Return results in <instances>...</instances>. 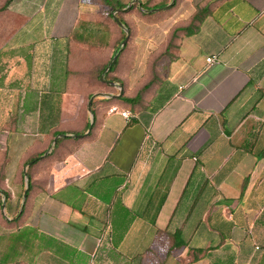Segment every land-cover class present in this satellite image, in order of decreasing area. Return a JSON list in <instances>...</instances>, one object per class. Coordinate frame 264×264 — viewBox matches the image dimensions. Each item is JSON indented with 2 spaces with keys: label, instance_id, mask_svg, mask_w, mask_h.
<instances>
[{
  "label": "crops",
  "instance_id": "1",
  "mask_svg": "<svg viewBox=\"0 0 264 264\" xmlns=\"http://www.w3.org/2000/svg\"><path fill=\"white\" fill-rule=\"evenodd\" d=\"M0 264H264V0H0Z\"/></svg>",
  "mask_w": 264,
  "mask_h": 264
},
{
  "label": "built area",
  "instance_id": "2",
  "mask_svg": "<svg viewBox=\"0 0 264 264\" xmlns=\"http://www.w3.org/2000/svg\"><path fill=\"white\" fill-rule=\"evenodd\" d=\"M207 61L208 62H214V58H208ZM122 115L124 117H126L127 119H129V117H130V114L128 112H123Z\"/></svg>",
  "mask_w": 264,
  "mask_h": 264
},
{
  "label": "water",
  "instance_id": "3",
  "mask_svg": "<svg viewBox=\"0 0 264 264\" xmlns=\"http://www.w3.org/2000/svg\"><path fill=\"white\" fill-rule=\"evenodd\" d=\"M119 24H121V23L119 22ZM126 42H127V39H125V40L123 41V45L126 44ZM116 58H117V56H115L114 59H116Z\"/></svg>",
  "mask_w": 264,
  "mask_h": 264
}]
</instances>
